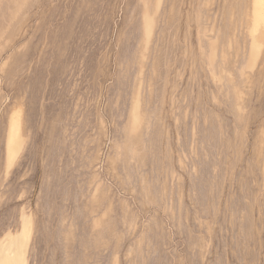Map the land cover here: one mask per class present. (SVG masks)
<instances>
[{"label":"rangeland","instance_id":"374dc122","mask_svg":"<svg viewBox=\"0 0 264 264\" xmlns=\"http://www.w3.org/2000/svg\"><path fill=\"white\" fill-rule=\"evenodd\" d=\"M264 264V0H0V264Z\"/></svg>","mask_w":264,"mask_h":264},{"label":"crops","instance_id":"0c3cea01","mask_svg":"<svg viewBox=\"0 0 264 264\" xmlns=\"http://www.w3.org/2000/svg\"><path fill=\"white\" fill-rule=\"evenodd\" d=\"M12 264H19V263H18V260H17V261H15V262H14V263H12Z\"/></svg>","mask_w":264,"mask_h":264}]
</instances>
